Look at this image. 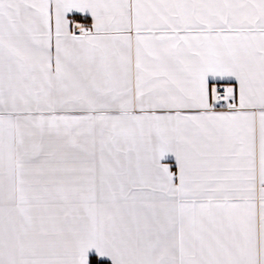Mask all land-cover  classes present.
Masks as SVG:
<instances>
[{
    "label": "snow or ice",
    "instance_id": "obj_1",
    "mask_svg": "<svg viewBox=\"0 0 264 264\" xmlns=\"http://www.w3.org/2000/svg\"><path fill=\"white\" fill-rule=\"evenodd\" d=\"M0 264H264V0H0Z\"/></svg>",
    "mask_w": 264,
    "mask_h": 264
},
{
    "label": "crops",
    "instance_id": "obj_2",
    "mask_svg": "<svg viewBox=\"0 0 264 264\" xmlns=\"http://www.w3.org/2000/svg\"><path fill=\"white\" fill-rule=\"evenodd\" d=\"M78 19H79V17H78ZM85 22L87 23V22H89V21H85Z\"/></svg>",
    "mask_w": 264,
    "mask_h": 264
}]
</instances>
